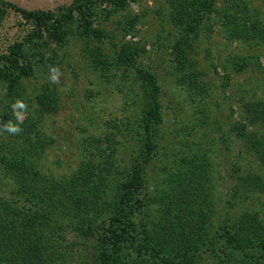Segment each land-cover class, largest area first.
Wrapping results in <instances>:
<instances>
[{
    "label": "rangeland",
    "instance_id": "374dc122",
    "mask_svg": "<svg viewBox=\"0 0 264 264\" xmlns=\"http://www.w3.org/2000/svg\"><path fill=\"white\" fill-rule=\"evenodd\" d=\"M233 4L264 23V0H201L186 16L193 24L187 34L171 21L168 0H128L119 11L97 0L50 29L12 4L0 5V116L16 123L12 104L20 99L28 105L27 130L0 132V155L29 148L33 168L46 179L68 183L75 173L101 165L94 172L107 178L104 189L113 194L130 173L142 134L136 69L157 79L162 123L143 185L127 209V264H264V249L233 242V226L244 215L264 225V193L245 200L238 182L244 173L264 177L241 137L251 132L264 140V125L249 126L244 114L248 101L264 99V43L229 38L224 17L235 12ZM121 50L134 54V66L118 64ZM50 67L59 68V83L51 82ZM193 171L212 204L206 235L191 254L158 247L156 235L168 237L163 208L182 212L178 185ZM2 173L0 165V192H16ZM13 193L0 200L19 217L38 216L42 232L63 248L55 264H91L87 243L77 236L82 223L36 209L30 195Z\"/></svg>",
    "mask_w": 264,
    "mask_h": 264
},
{
    "label": "trees",
    "instance_id": "16d2710c",
    "mask_svg": "<svg viewBox=\"0 0 264 264\" xmlns=\"http://www.w3.org/2000/svg\"><path fill=\"white\" fill-rule=\"evenodd\" d=\"M95 1L97 0H74L70 5L64 4L47 12H27L13 7L42 27L50 29L56 23L69 20L73 13L83 11ZM102 1L114 11H119L124 9L128 0ZM168 1L171 7V21L175 27L185 34L189 31L191 33L193 24L186 20V16L201 0ZM202 1L209 4L212 0ZM0 5L7 3L0 1ZM233 6L235 12L224 17V27L229 38L243 43H264V23L250 20L245 8L240 10L239 5L233 4ZM238 14H240V22L236 17ZM179 40L182 41V46L187 45L180 35ZM179 45L181 46V43ZM131 54L133 53L122 50L118 52V64L125 67L134 66L135 58ZM136 80L141 100L142 134L135 157L130 163V173L126 176L127 179L115 188L113 194L108 195L104 189L107 178L94 172L95 168L101 170V165L95 168L88 166L69 177L66 183L52 178L46 179L41 172L35 170L31 163L33 152L29 148L22 146L16 151L3 152L0 155L3 176L14 181L17 188L14 193L5 190L1 191L0 195L6 196V193L30 195L36 209L45 207L51 212L60 214L63 219H74L82 223L77 229V236L83 239L85 244L87 243L85 249L91 264H127L122 252V242L131 227L127 209L134 194L143 185L144 170L156 150L157 132L162 123L158 100L159 86L155 75L142 70L136 69ZM244 114L249 126L264 125V99L248 101L244 105ZM7 119H9L7 116H0V121L3 123L10 121ZM25 122L23 121L20 127L26 131ZM246 128L243 130L245 131ZM242 135V139L246 141L247 151L264 167V140L257 138L251 132L248 134L242 132ZM196 171L190 172L189 181L178 185L177 209L182 211L181 215L172 211V206L167 204L163 208V217H167L165 221L167 225L164 227L168 237H160L163 233L159 232L155 239L156 246L170 247L169 249L177 252L190 250L191 254L205 237L212 204L205 193L202 177L196 174ZM238 182L239 193L245 200H249L250 194L264 193L262 176L244 173L239 177ZM233 196L236 198V190L233 191ZM19 216L0 200V264H55L62 260L65 252L51 236L42 232L43 221L38 216ZM235 224L236 226H233L234 230L236 229L233 240L235 245L246 250L264 249V225L254 216L246 214ZM213 251L212 249L211 252ZM244 261L239 264H255L252 259Z\"/></svg>",
    "mask_w": 264,
    "mask_h": 264
},
{
    "label": "clouds",
    "instance_id": "9594fccd",
    "mask_svg": "<svg viewBox=\"0 0 264 264\" xmlns=\"http://www.w3.org/2000/svg\"><path fill=\"white\" fill-rule=\"evenodd\" d=\"M49 72L51 82L59 83L61 75L59 68L50 67ZM11 107L13 109L16 123H13L12 120L8 121L0 126V132H7L10 135H18L23 131L20 125L23 124L24 113L27 111L28 105L23 100L17 99Z\"/></svg>",
    "mask_w": 264,
    "mask_h": 264
},
{
    "label": "water",
    "instance_id": "95a60500",
    "mask_svg": "<svg viewBox=\"0 0 264 264\" xmlns=\"http://www.w3.org/2000/svg\"><path fill=\"white\" fill-rule=\"evenodd\" d=\"M27 12L52 11L61 5H70L74 0H0Z\"/></svg>",
    "mask_w": 264,
    "mask_h": 264
}]
</instances>
